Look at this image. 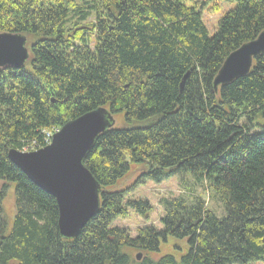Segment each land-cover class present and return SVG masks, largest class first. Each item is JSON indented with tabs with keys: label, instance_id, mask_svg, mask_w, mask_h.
Instances as JSON below:
<instances>
[{
	"label": "trees",
	"instance_id": "trees-1",
	"mask_svg": "<svg viewBox=\"0 0 264 264\" xmlns=\"http://www.w3.org/2000/svg\"><path fill=\"white\" fill-rule=\"evenodd\" d=\"M223 3L235 7L209 37L202 13ZM262 31L264 0H0V33L30 38L25 67L0 69V264H264V53L245 77L212 86L225 58ZM97 108L124 124L86 155L99 208L64 239L55 200L7 152L38 150L45 132ZM131 166L142 168L135 184L179 176L186 193L160 199L161 228L134 237L115 225L150 211L123 202L117 186ZM169 239L186 250L152 258Z\"/></svg>",
	"mask_w": 264,
	"mask_h": 264
},
{
	"label": "water",
	"instance_id": "water-1",
	"mask_svg": "<svg viewBox=\"0 0 264 264\" xmlns=\"http://www.w3.org/2000/svg\"><path fill=\"white\" fill-rule=\"evenodd\" d=\"M26 43L24 35L0 33V69L18 71L25 67L29 58ZM263 53L264 31L225 58L213 79L214 91L248 75L254 58ZM113 125L108 110L97 108L63 125L51 137L50 144L41 149L32 152L10 149L7 152L9 162L55 200L57 228L64 239L76 238L98 211L100 189L83 161L96 138ZM140 258L138 255L136 261Z\"/></svg>",
	"mask_w": 264,
	"mask_h": 264
},
{
	"label": "rangeland",
	"instance_id": "rangeland-1",
	"mask_svg": "<svg viewBox=\"0 0 264 264\" xmlns=\"http://www.w3.org/2000/svg\"><path fill=\"white\" fill-rule=\"evenodd\" d=\"M203 1V0H201ZM211 7V4L207 5L202 13L203 23L208 31V36L211 37L217 30V22L219 19L228 11L232 10L235 6L231 4L223 3L219 6L217 13H209L207 10ZM29 42H30V38ZM27 42V47L30 43ZM239 49V48H238ZM28 62V61H27ZM114 124L118 123L123 125L121 121V116L114 117ZM114 120V119H113ZM114 126V125H113ZM142 173L141 167L131 166L128 174L119 182V186L122 189L127 190L126 196L124 197V203L128 201H138L147 203L150 206V211L146 212L144 216L137 215L133 211H129L128 215L124 219H120L115 222V225L122 227L128 230L131 237L136 235V232L139 228L143 226H153L157 229H160L159 220L162 216V209L160 207L159 201L162 198H175L178 196H186V193L182 190L180 177L175 176L170 178L167 181H162L156 183L151 180H145L143 184H135L136 179ZM186 178V177H184ZM183 178V179H184ZM206 200L208 198L204 196ZM208 207L211 209L217 208L216 204H211L210 200L208 202ZM219 212V211H218ZM15 213L14 207V196L11 189L7 190L6 197L3 202V214L6 219L8 227L6 231L10 229V221L13 218ZM186 247L183 242L167 240L166 243H163L157 253L150 254L154 259H157L166 254H174L176 257L180 255L181 252L185 251ZM127 254L133 259L136 260V257L140 255L141 257L145 255L143 252L128 250ZM260 264V263H252Z\"/></svg>",
	"mask_w": 264,
	"mask_h": 264
},
{
	"label": "built area",
	"instance_id": "built-area-1",
	"mask_svg": "<svg viewBox=\"0 0 264 264\" xmlns=\"http://www.w3.org/2000/svg\"><path fill=\"white\" fill-rule=\"evenodd\" d=\"M57 132V129H52V131L45 132V144L48 145L50 143L51 136Z\"/></svg>",
	"mask_w": 264,
	"mask_h": 264
},
{
	"label": "clouds",
	"instance_id": "clouds-1",
	"mask_svg": "<svg viewBox=\"0 0 264 264\" xmlns=\"http://www.w3.org/2000/svg\"><path fill=\"white\" fill-rule=\"evenodd\" d=\"M58 131H59V130L57 129V132H58ZM57 132H56V133H57ZM49 144H50V143H49ZM49 144H48V145H49ZM45 146H47V145H45ZM45 146H44V147H45ZM42 148H43V147H42ZM40 149H41V148H40ZM35 151H36V150H35ZM27 152H32V151H27Z\"/></svg>",
	"mask_w": 264,
	"mask_h": 264
},
{
	"label": "bare ground",
	"instance_id": "bare-ground-1",
	"mask_svg": "<svg viewBox=\"0 0 264 264\" xmlns=\"http://www.w3.org/2000/svg\"><path fill=\"white\" fill-rule=\"evenodd\" d=\"M107 110V109H106ZM109 112V111H108ZM110 113V112H109ZM80 117V116H79ZM78 118V117H77ZM75 120V119H74ZM73 121V120H72Z\"/></svg>",
	"mask_w": 264,
	"mask_h": 264
}]
</instances>
